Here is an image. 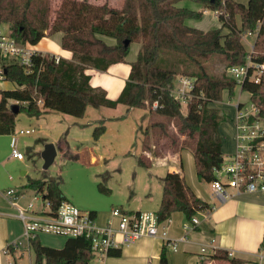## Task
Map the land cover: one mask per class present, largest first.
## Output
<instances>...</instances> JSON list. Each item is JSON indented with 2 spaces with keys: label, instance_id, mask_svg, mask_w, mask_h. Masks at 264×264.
<instances>
[{
  "label": "trees",
  "instance_id": "1",
  "mask_svg": "<svg viewBox=\"0 0 264 264\" xmlns=\"http://www.w3.org/2000/svg\"><path fill=\"white\" fill-rule=\"evenodd\" d=\"M180 1L123 0L117 7L108 1L62 0L51 21V0H0V24L9 25V34L17 42L37 44L45 36L60 33V45L72 51L71 59L60 57L57 62L54 54L36 51L30 72L15 58L0 53V78L18 85L16 89L1 90L0 134L14 131L16 113L10 109V99L17 100L19 110L29 115L52 109L83 117L89 104L116 107L122 103L149 108L144 150H150L151 138L155 146L167 138L172 151L189 149L198 178L212 182L215 169L223 161L219 124L225 117L209 103L221 101L225 90L233 95L238 82L225 70L219 74L208 66L215 59L225 67L243 65L249 54L252 61L264 62V0H248L247 4L237 0H193L203 9L220 12L218 19L222 25L207 30L186 24L189 17L201 18L203 10L180 6ZM250 33L256 34L252 52L244 43V37ZM132 43L140 46L136 58L129 60ZM123 61L131 64V70L116 99L107 97L102 87L90 84L86 69L104 71ZM178 75L195 79L185 112L173 91ZM241 88L251 92L250 100L264 117V73L259 82L246 77ZM37 99L42 100L41 106ZM104 129V125L95 126V138ZM138 164L149 168L152 160L147 153H140ZM162 181L159 221L174 211H182L191 220L198 212L213 208L195 193L180 172H167ZM98 186L102 192H110L103 182ZM24 187L42 192L52 211L67 200L59 179L53 177H28ZM30 244L35 253L33 264H91L94 257L90 240L83 236L69 237L61 248L43 244L38 236L30 239ZM166 249L164 245L160 264H169ZM260 250H264V243ZM120 254V250L109 253ZM213 256L229 264L244 263V259L231 257L224 249H217Z\"/></svg>",
  "mask_w": 264,
  "mask_h": 264
},
{
  "label": "crops",
  "instance_id": "2",
  "mask_svg": "<svg viewBox=\"0 0 264 264\" xmlns=\"http://www.w3.org/2000/svg\"><path fill=\"white\" fill-rule=\"evenodd\" d=\"M61 1L59 0L60 3ZM90 1L93 3L108 1L117 7H120L123 2V0H120L121 3L118 5L113 2L114 0ZM237 1L245 4L248 2V0ZM59 2L51 7V21L54 18V10L60 5ZM178 5L187 6L194 10H203V17L211 11L210 9H203L200 3L193 0H182ZM203 17L194 22L186 19L185 22L190 26L204 30L222 25V22L216 18L218 24L214 27H207V24L201 23ZM237 21L240 25L241 21L239 18ZM223 32L227 33L228 29L224 28ZM255 38L256 34L254 33L247 34L244 37L246 41H249L250 48L253 46ZM59 40L60 33H56L54 36L43 37L37 44L29 43V45L36 51L48 52L71 59L72 51L64 49L60 45ZM138 46L140 45L138 44ZM138 50L135 49L136 55ZM129 60L132 59L129 58ZM130 70L131 64L123 61L111 64L104 71L88 68L85 72L90 75V84L92 86L102 87L106 91L107 97L116 99L125 85ZM17 87L18 85L15 82L1 77L0 98L1 90H11ZM224 93L226 96L224 97L223 94V98L226 99L212 101L209 106L221 110L219 104L225 103L230 110L228 116L232 120V124H230L235 135L234 118L236 115V104L241 100L248 99L250 95L248 93V98H242V93H239L238 101L231 103L228 91L225 90ZM14 102L19 104L17 100L10 99L9 106ZM90 106L95 119L90 120L88 124L92 126L96 124L97 126L99 123L105 126L103 133L98 139L110 129L116 130L114 131L115 135L121 136L119 141L122 138L126 149H130L128 153L131 152V148H134V152H131L130 155L135 156L137 164L140 153H147L152 160V165L149 167L152 170L150 175L137 184V187L134 186L130 189L132 199L125 202V205L120 201L116 205L122 206L128 211L157 212L162 199V179L167 172H180L195 193L213 205L210 211H200L196 214L200 222L194 229L184 227L185 223L190 220L187 219L182 211L172 212L167 220L163 222V225L167 227L170 238L184 237L176 248L166 245L164 239L160 237H142L120 249H115L121 252L118 256L108 255L104 258L100 257L101 264H160V255L164 245L167 246L169 264H229L228 261L217 259L213 256L217 249L228 251L231 257L244 259L243 264H264V250H260L261 243H264V192H236L229 188L228 195L219 194L214 191L211 182H205L198 178L194 155L189 149L184 148L179 152L168 151L167 154L162 155L161 149H157L153 143V138H151L150 150H144V131L150 123L149 108L130 107L122 103H119L116 107L89 104L83 117L67 114L73 116L68 118H70L71 124L69 132L74 139L83 128L81 127L83 124L82 119L90 115ZM57 112L60 111L48 109L40 115H29L19 110L16 113L14 131L8 134H0V264H33L34 262L35 253L30 240L23 234L22 223L15 215V207L8 202L6 190L14 188L18 202L23 205L32 201L33 197L38 193L42 194L43 197L42 192L24 187L28 177L48 178L45 176H32L28 169L29 165L26 157L34 159L36 155H39L43 159L41 153L48 142L55 144L56 157L59 152L63 153L66 151V143L62 142L61 139L57 140V124L55 125V122H57L56 118L65 119L66 117ZM223 121L219 124L222 152L223 157L229 158L234 152L235 138L232 135V139L228 140L226 135L221 132L220 125ZM30 128H34V133L37 131L41 133L36 138L33 137V141L21 136L22 134L30 133L20 132L21 129ZM13 137L17 140L18 148L25 154L22 159L12 155L11 141ZM160 144L161 142L157 146ZM92 160H97L96 155H92ZM29 190H35L36 193L31 196ZM67 200L70 199L67 197ZM37 202L41 206L40 201L38 200ZM80 206L88 207L86 210L95 211L96 221L99 224L106 223L110 218L111 210L93 208V206L86 204H80ZM37 236L43 244L57 248L63 247L69 238L65 235L50 232H42ZM202 247H205L204 252H202ZM202 253L205 255L203 260H201Z\"/></svg>",
  "mask_w": 264,
  "mask_h": 264
},
{
  "label": "built area",
  "instance_id": "3",
  "mask_svg": "<svg viewBox=\"0 0 264 264\" xmlns=\"http://www.w3.org/2000/svg\"><path fill=\"white\" fill-rule=\"evenodd\" d=\"M220 12L214 10L218 18ZM252 52V47L249 49ZM29 43L21 44L10 34L0 29V53L4 57H13L22 64L27 72L32 71V57L35 54ZM55 61L60 56L54 54ZM252 69V71H250ZM227 73L234 77L241 88L246 77L259 82L264 73V62L252 61L248 55L243 65H230ZM195 79L187 75H178L175 82L174 94L180 103H186L192 96ZM251 96V92L247 91ZM241 100L236 104L234 118L235 148L229 158L223 157L219 167L215 169L216 178L211 182L215 192L228 195V189L236 192H264V117L259 108L250 100ZM37 104L42 105L41 99ZM157 106V102L153 103ZM34 128L21 129L20 132L30 133ZM12 155L24 158V153L18 148L15 137L11 141ZM8 202L15 207L16 217L21 221L23 234L29 240L42 232L65 235L67 237L83 236L90 240L91 249L95 255L107 257L110 251L120 249L142 237H160L166 245L176 248L184 237L170 238L164 221H159L154 211H128L124 207L114 205L111 208L110 218L104 224L96 221L90 210L82 209L70 200H63L59 207L52 211L49 200L43 199L38 193L33 200L23 205L17 200L14 188L6 190ZM40 201L41 206L37 201ZM46 209V210H45ZM200 219L194 215L184 225L185 228L194 229ZM204 252L205 247H202ZM201 260L205 258L204 253Z\"/></svg>",
  "mask_w": 264,
  "mask_h": 264
},
{
  "label": "rangeland",
  "instance_id": "4",
  "mask_svg": "<svg viewBox=\"0 0 264 264\" xmlns=\"http://www.w3.org/2000/svg\"><path fill=\"white\" fill-rule=\"evenodd\" d=\"M58 2L59 0H51V7ZM113 2L118 5L121 3L120 0H114ZM216 18L214 10H211L204 15L201 23L207 24V27H214L218 24ZM198 19L200 18H187L191 22ZM0 29L4 33L9 34V25L7 23L0 24ZM244 43L249 50V41L244 39ZM138 47V43H132L129 54L130 59L136 58L135 49L138 50ZM208 67L210 71L215 73L221 74L224 70L227 72V67L216 59L209 63ZM239 93H242V98H248V93L245 90L241 91L239 85H237L234 94L230 96L231 103L238 101ZM225 96L226 94L224 93ZM224 99L226 98L222 100ZM181 106L185 112L187 110L186 103H181ZM219 106H221V112L225 117L220 125V130L226 135L228 140H231L232 135L234 136V131L231 125L232 120L228 116L230 110L224 102L220 103ZM57 113L66 117L65 119L61 117L59 119L56 118L57 122H55V125L57 124V140L61 139L62 142L66 143V151L63 153L59 152L56 159L47 168L44 167V160L39 155H36L34 159L26 157L30 174L32 176L37 175L59 179L65 195L82 209H88V207L80 206V204L91 205L93 208H104L103 210L109 211L113 205L119 204V201L125 205V202L132 199L130 189L134 186L137 187V184L149 176L152 170L137 164L135 156L130 155L131 152H134V148H131V152L128 153L130 149H126L122 138L119 141L121 136L115 135L114 131L116 130L110 129L100 139H98L99 137L95 138L96 124L93 126L88 124L90 120L95 119L91 106L89 110L90 115L82 119L83 124L81 127L83 128L75 139L69 132L71 124L68 117L73 116L63 114L62 112ZM98 125L100 124L98 123ZM171 129L174 130V127H171ZM39 134H41L40 131H37L35 133L22 134L21 136L33 141V137L36 138ZM160 142L161 144L156 147L158 150L161 149L162 155L167 154L168 151L174 152L167 138H162ZM92 155H96V161L92 160ZM100 182H103L110 189V192H102L98 186ZM29 193L32 196L36 192L35 190H29ZM91 264H101L100 256L95 255L91 260Z\"/></svg>",
  "mask_w": 264,
  "mask_h": 264
},
{
  "label": "water",
  "instance_id": "5",
  "mask_svg": "<svg viewBox=\"0 0 264 264\" xmlns=\"http://www.w3.org/2000/svg\"><path fill=\"white\" fill-rule=\"evenodd\" d=\"M129 41H126V43H128ZM10 109L15 112L18 113L19 112V104L14 102L10 104ZM57 151H56V147L55 144L53 142H48L45 144L44 149L41 153L43 160H44V167L47 168L49 167V165H51V163L54 161L55 157H56Z\"/></svg>",
  "mask_w": 264,
  "mask_h": 264
}]
</instances>
